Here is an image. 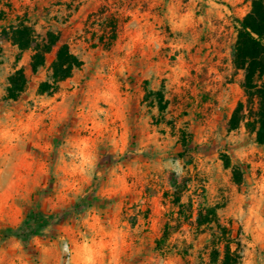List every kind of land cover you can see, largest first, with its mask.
Here are the masks:
<instances>
[{"label": "rangeland", "instance_id": "obj_1", "mask_svg": "<svg viewBox=\"0 0 264 264\" xmlns=\"http://www.w3.org/2000/svg\"><path fill=\"white\" fill-rule=\"evenodd\" d=\"M205 6L0 0V27L26 18L40 33L58 31L83 60L55 93L38 94L48 54L6 99L8 76L29 72L30 51L17 60L0 39V264H207L211 231L195 225L206 206L229 228L241 264H264V146L245 127L227 129L245 100L244 72L228 62L240 17L199 19ZM222 154L240 168L239 183ZM31 209L53 214L41 233L5 235ZM166 222L178 226L163 239Z\"/></svg>", "mask_w": 264, "mask_h": 264}, {"label": "trees", "instance_id": "obj_2", "mask_svg": "<svg viewBox=\"0 0 264 264\" xmlns=\"http://www.w3.org/2000/svg\"><path fill=\"white\" fill-rule=\"evenodd\" d=\"M249 2V10L242 17L235 18L236 38L231 57L233 67L244 72L240 86L245 100L236 103L227 120V129L231 130L243 125L248 132L254 134L255 143L264 146V0H249ZM114 27L115 25L112 24L111 28ZM114 37L113 34L111 39L113 40ZM0 39L16 46L17 60L24 51H30L28 74L23 67H19L7 78L4 96L6 99L16 100L20 96L27 86L28 75L35 74L43 67L50 53H53V58L46 78L37 84L38 94L55 93L59 89V83L72 76L74 70L83 65L82 58L72 50L68 42L62 40L58 31L48 28L40 33L26 18H18L16 22L1 26ZM156 95L159 99L162 98L161 92H156ZM222 159L225 167H231L233 180L239 183L242 173L240 168L230 164L227 154H222ZM171 196L173 204L178 206V217H180L183 204L180 202L181 191L177 186L174 187ZM52 215L31 209L16 227L7 228L5 235L12 234L26 240L41 233ZM195 225L206 226L211 231L212 247L207 264H241L242 255L238 244L234 249L231 248L230 244L233 240L230 237V230L219 222L215 206L199 209L195 216ZM214 225L215 229H213ZM177 226L166 222L161 238H167L170 230ZM158 242L159 240L156 243Z\"/></svg>", "mask_w": 264, "mask_h": 264}, {"label": "crops", "instance_id": "obj_3", "mask_svg": "<svg viewBox=\"0 0 264 264\" xmlns=\"http://www.w3.org/2000/svg\"><path fill=\"white\" fill-rule=\"evenodd\" d=\"M226 1H228L229 4H218V3L214 2L213 0H205V4H206V6L204 7L205 14L203 16H201V18H199V19H202V17L206 18L208 20H214V21L220 19V20H222V23H226L229 16L235 15L237 17H241L242 15H244L249 10V7H250L249 1H247V0L246 1H244V0H226ZM189 8H191V7L189 6L188 9ZM229 19H231V17ZM203 25L205 26V24H203ZM233 28H234V24L231 26V30ZM222 34L225 35L226 32H223ZM221 40H223V37L221 38ZM215 53H217V56H219V53L217 51ZM228 62H229V66H231L230 58H228ZM214 64L215 65L219 64V58L216 59ZM213 66L214 65L212 63H210L209 69L211 68V69L215 70V68ZM243 128H244L243 125L239 126V129L241 131ZM240 153H241V155L248 158L249 153H251V152L244 150Z\"/></svg>", "mask_w": 264, "mask_h": 264}]
</instances>
